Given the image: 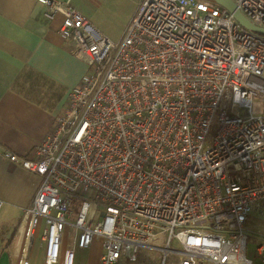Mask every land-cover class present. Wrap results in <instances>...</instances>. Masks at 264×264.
Segmentation results:
<instances>
[{"label":"built area","instance_id":"built-area-1","mask_svg":"<svg viewBox=\"0 0 264 264\" xmlns=\"http://www.w3.org/2000/svg\"><path fill=\"white\" fill-rule=\"evenodd\" d=\"M36 1L88 67L31 157L0 152L42 178L22 219L45 264L95 238L100 264H264V36L213 0H141L114 43L71 0ZM230 1L264 29V0Z\"/></svg>","mask_w":264,"mask_h":264},{"label":"crops","instance_id":"crops-1","mask_svg":"<svg viewBox=\"0 0 264 264\" xmlns=\"http://www.w3.org/2000/svg\"><path fill=\"white\" fill-rule=\"evenodd\" d=\"M43 13L36 0H0V152L20 157H31L50 136L69 92L88 71L58 34L62 19L51 22ZM41 182L39 175L0 158V264H45L42 235L37 229L29 236L22 219ZM78 251L84 252L83 264H100L103 241L95 238Z\"/></svg>","mask_w":264,"mask_h":264},{"label":"rangeland","instance_id":"rangeland-1","mask_svg":"<svg viewBox=\"0 0 264 264\" xmlns=\"http://www.w3.org/2000/svg\"><path fill=\"white\" fill-rule=\"evenodd\" d=\"M141 0H72L73 6L87 16L94 24L101 22V31L107 30V37L114 43H119L125 32L137 13ZM83 200L79 201L78 207H75L73 221L79 212ZM104 207H99L94 221L97 223L101 219ZM259 220L252 218L249 221V227L258 228ZM43 224L37 230L39 239L42 235ZM257 242L250 239L247 247V257L254 259L256 257ZM83 251H78L76 263L83 264ZM159 255L154 250L142 249L139 254V262L136 264H160Z\"/></svg>","mask_w":264,"mask_h":264},{"label":"water","instance_id":"water-1","mask_svg":"<svg viewBox=\"0 0 264 264\" xmlns=\"http://www.w3.org/2000/svg\"><path fill=\"white\" fill-rule=\"evenodd\" d=\"M217 2L218 4L222 5L224 8H226L229 12L234 14L235 19L239 24H241L244 28L264 36V29H260L250 23L235 7V5L230 0H213Z\"/></svg>","mask_w":264,"mask_h":264}]
</instances>
